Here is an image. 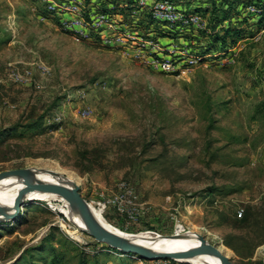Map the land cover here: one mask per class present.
Masks as SVG:
<instances>
[{
    "label": "rangeland",
    "instance_id": "374dc122",
    "mask_svg": "<svg viewBox=\"0 0 264 264\" xmlns=\"http://www.w3.org/2000/svg\"><path fill=\"white\" fill-rule=\"evenodd\" d=\"M172 1L201 19L163 41L200 59L185 75L151 71L96 38L74 40L41 0H0V173L64 174L121 232H194L234 264H262L264 0H231L230 9L224 0ZM122 4L112 11L128 30L177 36ZM226 26L240 33L235 44L218 41ZM58 199L28 202L0 224V264L46 239L58 245L61 233L89 264H178L140 262L80 234ZM250 207L254 224L244 227Z\"/></svg>",
    "mask_w": 264,
    "mask_h": 264
},
{
    "label": "built area",
    "instance_id": "2783aa9c",
    "mask_svg": "<svg viewBox=\"0 0 264 264\" xmlns=\"http://www.w3.org/2000/svg\"><path fill=\"white\" fill-rule=\"evenodd\" d=\"M41 1L48 12L46 18L54 16L62 28L78 42H91L96 38L103 45L119 47L132 60L154 72L185 75L200 66V59L190 54L189 48L184 47V44L164 45L163 38L152 29L147 34L138 30L132 32L112 9L102 11L91 3L86 4L85 0ZM121 6L123 10L133 13L146 10L151 24L155 22L170 33L177 34L167 37L168 40L180 38L179 35L185 34L190 28L202 27L198 14L179 9L172 0H136L133 5L123 2ZM82 115H85V111ZM143 261L153 262L140 260ZM177 263L180 264L178 261Z\"/></svg>",
    "mask_w": 264,
    "mask_h": 264
},
{
    "label": "bare ground",
    "instance_id": "6f19581e",
    "mask_svg": "<svg viewBox=\"0 0 264 264\" xmlns=\"http://www.w3.org/2000/svg\"><path fill=\"white\" fill-rule=\"evenodd\" d=\"M18 178L39 179L45 182H53V183H62L66 180L74 182L67 176H64V174L48 173V172H38L33 176L30 175L21 176V177L15 176L0 180V208L5 212V213L0 212V221L6 220L11 216L7 214H13L15 212L14 207L16 206V199L18 195L24 188L30 186L29 184L22 183V181ZM36 200L45 201V202L48 201L57 202L59 199H58V194L54 192L31 191L26 193L20 199L19 202L20 204H22L24 202H31ZM61 202L62 204H65L67 210V213L65 215L67 219L72 224V226H74L81 234L79 228H83V225L81 222L80 215L78 214V212L72 210L69 207L68 203L64 201L63 198L61 199ZM90 209L94 219L108 233L140 246L152 247L160 255L177 254V253L189 252L194 250H200L202 248L198 240L197 233L189 232L186 233V237L183 239H176L169 241L167 240L161 241L159 239L163 238V236L156 235L153 233L128 234L121 232L120 230L112 227L98 214V212H96L91 207ZM71 237L78 242L82 241L80 235L76 233H71ZM208 245L210 246V251H212L213 254L224 256L225 258H227L220 251V249L214 247L211 244ZM180 261L187 264H219V261L216 258L210 256H198V255H192L189 258L180 259Z\"/></svg>",
    "mask_w": 264,
    "mask_h": 264
},
{
    "label": "water",
    "instance_id": "95a60500",
    "mask_svg": "<svg viewBox=\"0 0 264 264\" xmlns=\"http://www.w3.org/2000/svg\"><path fill=\"white\" fill-rule=\"evenodd\" d=\"M15 171V170H13ZM17 171V170H16ZM15 177L10 174L8 171L0 173V180ZM22 181V183L29 184L27 188H24L16 199L15 212L6 220L0 221V224L3 222H9L14 220L19 216L20 208L24 206L28 202H24L20 204V199L28 192L31 191H49L58 194L60 197L64 199L69 205V207L78 212L81 218V222L83 228H79L82 234H85L92 240L97 243L104 244L107 247L116 250L122 254L133 255L139 258L140 260L147 261H156V260H174L181 262L180 259L189 258L192 255L198 256H210L216 258L219 261V264H234L231 262L229 258H225L224 256L215 255L212 251H210V246L204 240L202 236L198 234V240L201 245L200 250H194L189 252L177 253V254H167L160 255L158 254L152 247L140 246L131 242H128L120 237H117L113 234L108 233L102 226H100L97 221L94 219L90 205L86 202V200L81 196L80 187L72 181L66 180L62 183H53V182H45L39 179H31V178H18ZM0 212L5 213L1 208ZM186 237V234H172L169 236H163V238L159 240H176L183 239ZM262 264H264V256L262 259Z\"/></svg>",
    "mask_w": 264,
    "mask_h": 264
},
{
    "label": "trees",
    "instance_id": "16d2710c",
    "mask_svg": "<svg viewBox=\"0 0 264 264\" xmlns=\"http://www.w3.org/2000/svg\"><path fill=\"white\" fill-rule=\"evenodd\" d=\"M119 1L127 2L129 5H133L136 0H110L112 10H115L114 5H119ZM233 3L234 1L224 0L223 4L225 7L230 9ZM109 10L110 9L102 11ZM207 13L210 15L211 20H214L215 16H212L210 11H207ZM223 14L225 15L226 13L223 12ZM224 20H226V16H224L223 21ZM213 25L215 26L216 24L213 23ZM239 36L240 33L237 30L226 26L223 36H221L218 41L225 45L226 39L229 38L230 42L235 44ZM256 213L257 211H255L254 207L248 208L242 219V225L247 227L252 223L254 224L253 220L255 219ZM59 235L60 239L57 242L58 245H52L49 242L50 239H46L39 246L31 247L25 250L12 264H89L87 253L76 242H73L62 233ZM46 254L47 257L44 258L43 256ZM94 264H99L97 257H95Z\"/></svg>",
    "mask_w": 264,
    "mask_h": 264
},
{
    "label": "crops",
    "instance_id": "0c3cea01",
    "mask_svg": "<svg viewBox=\"0 0 264 264\" xmlns=\"http://www.w3.org/2000/svg\"><path fill=\"white\" fill-rule=\"evenodd\" d=\"M163 41H169V40H168L167 37H164V38L162 39V42H163Z\"/></svg>",
    "mask_w": 264,
    "mask_h": 264
}]
</instances>
